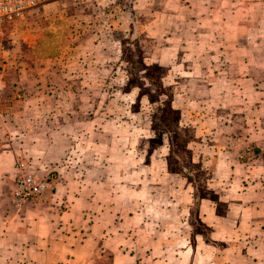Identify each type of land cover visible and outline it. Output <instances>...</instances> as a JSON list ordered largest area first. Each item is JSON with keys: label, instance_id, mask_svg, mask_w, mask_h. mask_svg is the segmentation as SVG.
I'll use <instances>...</instances> for the list:
<instances>
[{"label": "crops", "instance_id": "crops-1", "mask_svg": "<svg viewBox=\"0 0 264 264\" xmlns=\"http://www.w3.org/2000/svg\"><path fill=\"white\" fill-rule=\"evenodd\" d=\"M38 2L22 18L0 23V72L7 67L25 92L18 110L0 113V262L179 264L178 254L166 260L135 251L132 232L140 226L131 219L142 210L115 208L120 195L112 192V184L126 181V176L108 174L116 166L108 162L116 149L102 143L105 152H99L96 144H84L87 133H101L113 118L88 117L77 107L84 94L78 90L83 84L78 71L67 73L69 66L53 62L67 52L63 41L51 53L54 57L41 58L54 23L67 21L62 39L68 28L80 38L83 17L77 12L87 0ZM91 2L94 6L96 0ZM132 2L129 37L141 45L142 37L149 39L150 64L165 71L161 81L186 88L180 96L192 103L194 114L187 110L185 115L206 127L199 145L214 167L207 181L214 195L203 199L201 210L208 230L200 235V245L190 237L185 241L183 264H264V0ZM69 5L75 15L63 13ZM103 19L95 16L93 23ZM3 23H9V30ZM66 99L73 104L70 112L52 108ZM196 103L206 105L196 108ZM197 128L194 122V134ZM27 172L50 178L56 191L15 210V180ZM152 239H143V247L176 246L173 240L147 242ZM210 248L215 253L208 254Z\"/></svg>", "mask_w": 264, "mask_h": 264}, {"label": "rangeland", "instance_id": "rangeland-1", "mask_svg": "<svg viewBox=\"0 0 264 264\" xmlns=\"http://www.w3.org/2000/svg\"><path fill=\"white\" fill-rule=\"evenodd\" d=\"M91 1L87 0L84 10L78 8V15L83 17L80 38H75V30L71 36L68 28V33L64 34L67 38L62 39L67 21L54 23L43 41L41 58L54 57L51 53L63 41L67 52L53 62L69 66L67 73L78 71L83 82L78 90H84V94L79 98L77 107L88 117L113 118L112 125L109 124L101 133H87L84 136L87 143L84 144H96L102 149L99 152H105V147L101 148L102 143H109L116 149L110 151L108 161L116 166L110 167L108 174L116 178L126 176V181L112 184V192L120 195L115 199V208L142 210L131 219L132 225L140 226L132 232L137 245L135 251L140 254L145 250L148 255L166 260L178 254L181 257L179 264H183L186 256L180 250L187 248L183 246L185 241L190 237L200 245L204 239L200 235H206L205 229L208 228L201 219V210L205 205L203 199L214 195L207 185L213 177L214 167L206 160L209 154L199 145V142H205L206 127L195 119H187L186 111L190 110L193 115L194 107L180 96L186 88L182 85L167 86L161 81L165 71L150 64L153 45L149 39L142 37L141 45L137 37H129L128 22L134 25V13H131L133 0H96L94 6ZM75 11V7L69 5L67 12L63 13L70 16L75 15ZM95 16L104 19L99 24L93 23ZM6 24L9 23H3L2 28L9 30ZM113 26L116 28L114 32L111 30ZM77 42H81L79 47H76ZM140 49L142 53L139 54ZM6 70L0 72V113L18 110L19 101L25 93L24 88L18 87L17 77L6 73ZM43 88L38 87V90ZM204 105L206 103L195 104L196 108ZM52 108L70 112L73 104L66 99L54 102ZM200 115L202 113L197 111V116ZM194 122L198 125L196 134L192 129ZM45 180L48 181L46 192L51 194L56 191L49 183L50 178ZM90 184L84 183V186L88 185L92 191L98 190L92 189L95 187H90ZM13 208L21 209L14 205ZM143 223L146 225L144 231ZM155 226L157 232L153 230ZM147 238H153L147 242L154 244L160 240H173L176 246L143 247ZM3 253L0 251V255ZM196 253L201 254L202 248L196 247ZM207 253L213 254L215 250L210 248Z\"/></svg>", "mask_w": 264, "mask_h": 264}, {"label": "built area", "instance_id": "built-area-1", "mask_svg": "<svg viewBox=\"0 0 264 264\" xmlns=\"http://www.w3.org/2000/svg\"><path fill=\"white\" fill-rule=\"evenodd\" d=\"M36 6V0H0V23L18 20ZM1 93L2 86L0 85V102ZM47 188V180L32 173H23L15 180L11 196L12 204L17 209L23 208L28 203L41 199Z\"/></svg>", "mask_w": 264, "mask_h": 264}]
</instances>
